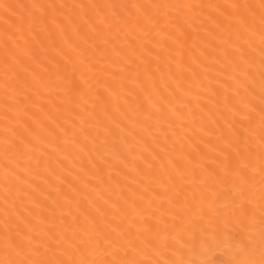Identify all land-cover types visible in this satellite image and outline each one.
<instances>
[{"label":"snow or ice","instance_id":"obj_1","mask_svg":"<svg viewBox=\"0 0 264 264\" xmlns=\"http://www.w3.org/2000/svg\"><path fill=\"white\" fill-rule=\"evenodd\" d=\"M264 264V0H0V264Z\"/></svg>","mask_w":264,"mask_h":264},{"label":"bare ground","instance_id":"obj_2","mask_svg":"<svg viewBox=\"0 0 264 264\" xmlns=\"http://www.w3.org/2000/svg\"><path fill=\"white\" fill-rule=\"evenodd\" d=\"M196 258L198 264H226L228 255L222 245L210 242L199 248Z\"/></svg>","mask_w":264,"mask_h":264}]
</instances>
